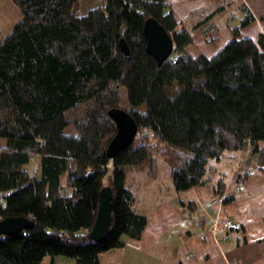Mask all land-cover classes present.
Instances as JSON below:
<instances>
[{"label": "trees", "instance_id": "trees-1", "mask_svg": "<svg viewBox=\"0 0 264 264\" xmlns=\"http://www.w3.org/2000/svg\"><path fill=\"white\" fill-rule=\"evenodd\" d=\"M77 1L12 0L22 16L0 34V137L6 141L0 219L33 221L31 228L0 236V264H40L56 255L99 264L100 253L124 246L125 237L138 238L146 216L134 209L128 167L149 178L166 170L176 192L207 184L209 161L228 150H249L264 170V35L240 34L256 19L250 8L243 7L231 37L208 56L187 50L192 30L180 26L164 0H100L79 13ZM224 8L218 4L193 28L213 41L218 27L210 19ZM147 17L173 40L161 65L145 50ZM121 87L128 105L121 104ZM112 107L127 110L138 129L110 158ZM68 124L76 135L63 132ZM32 155L40 157L38 175L23 167ZM104 186L113 194L112 222L105 238L93 240L88 232ZM224 186L219 177L215 192L222 195Z\"/></svg>", "mask_w": 264, "mask_h": 264}, {"label": "crops", "instance_id": "crops-1", "mask_svg": "<svg viewBox=\"0 0 264 264\" xmlns=\"http://www.w3.org/2000/svg\"><path fill=\"white\" fill-rule=\"evenodd\" d=\"M164 2L172 7L180 26L192 30L193 42L187 46L192 54L214 53L210 47L213 42L193 26L218 4L225 8L210 19L218 27L213 34L215 39L221 34H225L223 41L231 37L229 28L239 23L244 6L251 9L256 19L240 34L246 31L254 35L252 38L260 32L264 35V18L259 19L264 14V0ZM83 3L78 0L75 6ZM5 144L0 137V148ZM208 165L212 169L207 172L211 180L182 192L174 191L166 170L149 178L134 167L136 179L129 177L127 183L136 195L134 209L146 216V224L138 238L125 237L124 246L100 253L99 264H264V170L257 165L256 155L249 154V150H228ZM23 167L38 175L40 157L32 155ZM219 177L225 183L222 195L214 190ZM60 184L65 185V176L60 178ZM227 194L231 199L224 202L222 198ZM180 200L192 201L195 206H182ZM224 220L231 221V225L224 227ZM40 264L75 261L56 255L45 256Z\"/></svg>", "mask_w": 264, "mask_h": 264}, {"label": "water", "instance_id": "water-1", "mask_svg": "<svg viewBox=\"0 0 264 264\" xmlns=\"http://www.w3.org/2000/svg\"><path fill=\"white\" fill-rule=\"evenodd\" d=\"M143 35L146 41L145 50L154 57L158 65H161L172 51V37L154 17H147L144 20ZM119 46L124 54H129V47L124 38L120 39ZM107 113L116 125V132L106 149L107 156L111 158L132 143L138 127L132 115L123 108L112 107ZM112 196V190L108 186L102 187L99 191L96 217L88 232V236L93 240L105 238L110 231ZM32 226L33 221L26 217H5L0 219V236L16 234Z\"/></svg>", "mask_w": 264, "mask_h": 264}, {"label": "rangeland", "instance_id": "rangeland-1", "mask_svg": "<svg viewBox=\"0 0 264 264\" xmlns=\"http://www.w3.org/2000/svg\"><path fill=\"white\" fill-rule=\"evenodd\" d=\"M99 3H100V0H84L83 5L77 4L74 9L78 13L79 12H85L88 9L87 8L88 6L90 7L92 5H97ZM83 6H85V7H83ZM81 7L86 8V9L82 10ZM21 16H22V14H21L19 8L12 2V0H0V34L5 35V34L9 33L12 26L21 18ZM241 34L245 35V36H251L252 35L246 31L245 32L243 31V33H241ZM252 36H254V35H252ZM224 37H225V34H221V37L219 39H214L212 41L213 43L211 44L210 47L215 50L214 53L216 52V50L218 48H220L221 46H223L225 44L226 41H223ZM119 92H120L121 98L123 100V102L121 103L122 106L128 105L127 93H126V90L124 89V87H121ZM139 108L143 110V105H140ZM63 132L67 133V134H74V135L77 134V130L75 129V127L72 124L66 125L63 128ZM134 171H135L134 167L126 169V178L128 181H129V179H128L129 177L136 179V175L134 176V173H135ZM209 172H212V171L208 170V174H209ZM162 177H163V175H162Z\"/></svg>", "mask_w": 264, "mask_h": 264}, {"label": "built area", "instance_id": "built-area-1", "mask_svg": "<svg viewBox=\"0 0 264 264\" xmlns=\"http://www.w3.org/2000/svg\"><path fill=\"white\" fill-rule=\"evenodd\" d=\"M221 224L224 226V227H229L231 225V221L229 220H224V221H221Z\"/></svg>", "mask_w": 264, "mask_h": 264}]
</instances>
